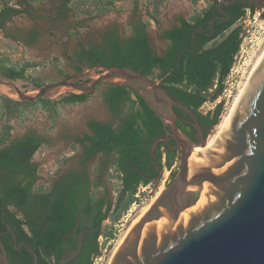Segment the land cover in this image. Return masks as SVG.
<instances>
[{"label":"trees","instance_id":"1","mask_svg":"<svg viewBox=\"0 0 264 264\" xmlns=\"http://www.w3.org/2000/svg\"><path fill=\"white\" fill-rule=\"evenodd\" d=\"M44 1L48 4L46 9L35 6ZM118 1L0 0V33L25 48L40 44L42 33L38 26L22 28L13 24L14 18L25 15L34 24L42 21L51 30L54 26L62 37L77 38L78 31L71 30L68 24L70 13L97 18L111 12ZM219 1L206 0L204 8L188 18L177 17L176 24L162 30L161 38L167 43L161 54L153 51L148 33L151 23L159 24L161 0H151L148 20L143 21L135 14L124 30L127 36L123 37L112 26L103 33L99 45H85L77 39L71 58L88 67H126L160 80L161 88L191 110L206 137L212 128L219 126L223 103L205 114L199 109L221 95L241 43L243 28L239 21L246 10L254 12L256 8L249 0H239L222 4L224 14H221L217 9ZM191 3L195 4L196 0ZM136 8L135 4V13ZM69 65L75 72L79 71L75 65ZM33 66L29 62L19 67L0 64V78L26 83L24 91L29 85L30 90L38 89L43 85L41 79L26 73ZM57 71L67 77L61 70ZM104 85L103 103L117 124L87 121L89 133L74 137L69 146L72 152L79 151L77 162L82 170L70 169L58 174L59 169L46 183H39L34 156L49 139L35 129L13 137L10 122L38 107L54 122L60 106L87 103L94 91L31 102L0 97V243L10 264H33L28 249L37 255V264H60L63 257L78 248L79 237V252L65 264H92L93 257L99 254V236H113V226L135 201L138 186L147 184L157 174L151 167L152 158L160 162L166 145L159 142L153 156L150 150L153 142L163 135L161 121L146 101L129 88L115 83ZM174 111L178 117L184 116L192 122L185 112L176 108ZM177 126L183 129L182 123L177 122ZM99 155H104L106 167L113 170L107 184L102 182L100 174L90 179L85 169V162ZM168 157L175 155L169 152ZM64 162L62 159L59 163ZM105 220L110 224L104 225Z\"/></svg>","mask_w":264,"mask_h":264},{"label":"water","instance_id":"2","mask_svg":"<svg viewBox=\"0 0 264 264\" xmlns=\"http://www.w3.org/2000/svg\"><path fill=\"white\" fill-rule=\"evenodd\" d=\"M236 1L220 0L217 9L224 14L221 5ZM249 1L264 8V0ZM50 38L64 46V60L79 71L42 85L32 95L0 78V84L15 92L14 100L48 98L59 88L78 94L93 92L106 83L125 86L146 101L168 136L153 142L150 155L168 138L179 151L173 182L130 229L109 264H264V51L222 126L207 138L191 110L161 88L160 80L126 67L85 66L69 57L66 42ZM83 80L88 82L80 83ZM174 108L192 118L197 143L178 128ZM195 205L182 219V213ZM159 218L166 220L161 228L154 225ZM78 240V248L60 264L76 256L81 246V238ZM28 252L37 264V255L30 249ZM0 264H10L1 243Z\"/></svg>","mask_w":264,"mask_h":264},{"label":"rangeland","instance_id":"3","mask_svg":"<svg viewBox=\"0 0 264 264\" xmlns=\"http://www.w3.org/2000/svg\"><path fill=\"white\" fill-rule=\"evenodd\" d=\"M151 0H120L114 3V8L111 12L99 16L97 18H88L76 13H70L68 24L72 26L71 30L78 31L76 37H62L61 32L54 33L53 38L57 41H64L68 44V55L73 53L76 48V41L80 39L86 45L93 43L100 44V39L103 33L112 26H115L120 35L127 36L124 30L131 22L135 14L143 21L148 20V15L152 11L150 4ZM137 6V12H134V6ZM207 5L206 0H196L195 4L191 0H161L159 24L151 23L148 28L149 39L151 47L155 53H161L166 46V42L161 38V31L168 29L176 24L177 17H189L194 12L204 8ZM39 9H46L48 7L47 1L35 5ZM264 8L256 7L254 12L246 10L244 17L239 21L243 32L241 34V44L243 52L238 56L235 62L236 73L224 85L226 89L225 95H220V98L213 101H208L201 106L199 111L205 114L212 111L214 107L223 103V110L220 116V124L225 117L229 108L234 103L241 88L245 85L248 76L250 75L253 65L261 52L264 49ZM13 24L22 27L30 28L38 26L41 30V42L32 48H25L10 40L5 39L0 33V64L5 66L19 67L25 62L32 63L34 66L27 70V76L41 79L43 85L55 83L66 77H63L57 70H61L67 77L75 74L73 68L63 58L64 49L54 43L48 31L49 26L42 21H37L36 24L27 16L22 15L13 20ZM56 59V61L54 60ZM3 79V78H2ZM12 85L20 92L32 95L36 92L30 90L31 86H27L24 91L26 83L22 81L11 82ZM105 85L99 86L94 90L90 104L75 106L71 108L63 107L57 113L56 120L52 122L47 119L46 113L35 108L29 109L21 118H13L10 124L12 125V136L17 137L25 133L29 129H35L49 139L46 147L41 148L34 156V160L38 163V175L40 177L39 183H46L51 181L56 175V171L65 167L66 165H77V155L79 151L72 152L69 148L72 139L76 136H81L86 132V121L89 118L98 120H113L107 109L102 106L101 94ZM67 93H74L68 88H59L48 96V99L57 100ZM222 94V93H221ZM0 97H6L14 100L15 92L11 87L0 84ZM219 124V125H220ZM219 126H215L210 130L207 138L213 135ZM65 159L63 164L59 162ZM111 184L114 181H110ZM157 184L152 183L143 192L142 187L138 189V199L132 203L128 210L119 218L113 226L112 240H103L102 246V264L111 260L114 249L121 243L122 238L126 234L128 227L131 226L132 221L139 218L142 210L148 206L152 199H154ZM149 191H151L149 193ZM113 196H115L113 192ZM110 222H105L108 225ZM130 228V227H129ZM107 243H110L107 246ZM107 249V252L104 250Z\"/></svg>","mask_w":264,"mask_h":264},{"label":"flooded vegetation","instance_id":"4","mask_svg":"<svg viewBox=\"0 0 264 264\" xmlns=\"http://www.w3.org/2000/svg\"><path fill=\"white\" fill-rule=\"evenodd\" d=\"M254 5V4H253ZM53 27V29L49 30L48 33L51 34L52 32L53 33H56L58 32L57 28H54V26H51ZM119 33V32H118ZM50 36V35H49ZM61 46V45H60ZM63 49L64 46H61ZM67 49H68V44H67ZM69 57H73V53L72 54H69ZM77 73V72H75ZM177 122L179 123H182V128L183 129H180L184 134L187 135L188 139L191 141V142H194V143H197L198 141V135L196 133V131L194 130L193 126H192V123L193 122H190L186 117L184 116H179L178 117V120ZM188 130V132L186 131ZM201 130V134L203 136V132L204 130L202 128H200ZM168 136L166 135V132L164 131L163 129V135L157 139H164V138H167ZM163 143H165L166 145V151L163 153L164 157H161L160 158V162L158 161H154L153 158H152V165L151 167L157 171V174L155 176H152L150 177L151 180H149V182L145 185H139L138 188H137V193L135 194V201L133 203L136 202V200L139 198L138 197V189L142 187V190L144 192V190L146 188H148V186L152 183H155L157 184L156 186V189H158V192H155V196H154V199L151 201V203L149 204V207L148 209L138 218V220L151 208V206L153 205V203L156 201V199L159 197V195L165 190L167 189L171 183L173 182L174 180V177L176 175V172L178 170V167H179V151L178 149H176V143L171 139V138H168L166 141H161ZM171 152V153H174L175 157H168V153ZM78 159V157H77ZM161 167H160V166ZM70 169H73L75 171H78L80 172L82 169L81 167L79 166L78 162H77V165H66L65 167L61 168V171L58 173V174H61L64 170H70ZM85 169L87 171V174L89 176L90 179H93L95 178L98 174L101 175V180L102 182L104 183H108L109 181V177L110 175L113 174V170L111 167H106V161L104 160V155H99L97 156V158H93V159H90V160H87L85 162ZM164 169L166 170L167 172V178L166 179H163L164 178ZM57 174V175H58ZM151 191H149L150 193ZM200 198V194H198ZM200 200V199H199ZM198 200V202H199ZM196 207L193 206L191 208H189L188 210H186L184 213H182L181 217L182 219L186 216V213H188L189 211H191L192 209H194ZM105 222H109V220H105ZM104 222V223H105ZM166 223V220L164 218H159L156 222H154V225L155 227L157 228H161V226H164ZM136 224V223H135ZM134 224V225H135ZM133 225V226H134ZM132 226V227H133ZM130 227V226H129ZM128 227V230L126 232V234L124 235V237L127 235V233L130 231V229L132 227L129 228ZM114 235V234H113ZM124 237L122 238V240L124 239ZM103 239L105 241L107 240H112V238H106V237H103ZM122 242V241H121ZM110 243H107V246H109ZM120 245V244H119ZM118 245V246H119ZM117 246V247H118ZM107 249L108 247L104 250V252H107ZM117 249V248H116ZM115 249V250H116ZM115 252V251H114ZM114 253H112V256H113ZM112 258V257H111ZM109 261V260H108ZM108 261L105 263V264H108ZM34 262V260H33Z\"/></svg>","mask_w":264,"mask_h":264},{"label":"built area","instance_id":"5","mask_svg":"<svg viewBox=\"0 0 264 264\" xmlns=\"http://www.w3.org/2000/svg\"><path fill=\"white\" fill-rule=\"evenodd\" d=\"M243 52V47H242V44L240 43V46H239V50L238 52L235 54L234 56V62H233V65L232 67L230 68V71L227 75V77L225 78L224 80V85L233 77V75L237 72L236 71V68H235V62L238 58L239 55H241V53ZM226 82V83H225ZM225 92H226V89H223L222 91V94L221 95H225ZM220 98V96L218 97V99ZM205 104V103H204ZM164 157V155H163ZM164 178L163 179H166L167 178V172L166 170L164 169ZM103 236L100 235L99 238H98V247H99V254L96 255L95 257H93L92 259V264H102L101 261H102V257H103V253H102V246H103Z\"/></svg>","mask_w":264,"mask_h":264},{"label":"crops","instance_id":"6","mask_svg":"<svg viewBox=\"0 0 264 264\" xmlns=\"http://www.w3.org/2000/svg\"><path fill=\"white\" fill-rule=\"evenodd\" d=\"M186 18H188V17H186ZM149 28V27H148ZM149 33V32H148ZM149 41H150V39H149ZM165 42H166V40H164ZM167 43V42H166ZM151 44V43H150ZM158 54H161V53H158ZM103 92V91H102ZM90 99H91V97H90ZM101 100H102V106H104L106 109H107V107L104 105V103H103V99H102V94H101ZM90 101L91 100H89L87 103H84V104H81V105H86V104H90ZM76 107L77 106H80V105H75ZM75 106H73V107H75ZM63 107H65V108H71V107H69V106H60L59 107V110H58V113H59V111L60 110H62V108ZM35 109H39V110H41V108H35ZM42 111V110H41ZM107 111H108V109H107ZM108 113H109V111H108ZM110 114V113H109ZM111 115V114H110ZM113 118V117H112ZM89 120H96V121H100V122H102V123H107V122H112L114 125H116L117 124V120L116 119H114L113 118V120H107V121H103V120H98V119H94V118H89V119H87V121H89ZM86 121V122H87ZM87 128V127H86ZM86 134H88L89 133V130H88V128H87V130H86V132H85ZM84 134V133H83ZM46 146H44V148H45Z\"/></svg>","mask_w":264,"mask_h":264},{"label":"bare ground","instance_id":"7","mask_svg":"<svg viewBox=\"0 0 264 264\" xmlns=\"http://www.w3.org/2000/svg\"><path fill=\"white\" fill-rule=\"evenodd\" d=\"M263 51H264V49H263ZM262 51V52H263ZM262 52H261V54H262ZM260 54V55H261ZM260 55H259V57H260ZM259 57L257 58V60L259 59ZM257 60L255 61V63H254V65H253V67L255 66V64H256V62H257ZM253 69V68H252ZM244 87V86H243ZM242 87V88H243ZM242 88H241V90H242ZM241 90H240V92H241ZM239 92V93H240ZM239 95V94H238ZM238 95H237V97H238ZM236 97V98H237ZM236 100V99H235ZM235 102V101H234ZM233 105V104H232ZM232 105H231V107H232ZM230 107V108H231ZM230 108H229V111H230ZM229 111L226 113V115H225V117L223 118V120H222V122H221V124L219 125V127H218V129H217V131L220 129V127L222 126V124H223V122H224V120L226 119V117L228 116V114H229ZM196 149H194L193 151H195ZM153 200V199H152ZM148 207H149V205L148 206H146L143 210H142V212H141V215L148 209ZM140 215V216H141ZM137 221H138V218L137 219H135L134 221H132V223H131V226L130 227H132L135 223H137ZM114 251H115V249H114Z\"/></svg>","mask_w":264,"mask_h":264}]
</instances>
